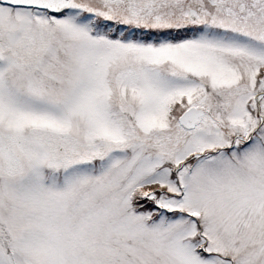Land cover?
<instances>
[{
    "label": "snow or ice",
    "instance_id": "obj_1",
    "mask_svg": "<svg viewBox=\"0 0 264 264\" xmlns=\"http://www.w3.org/2000/svg\"><path fill=\"white\" fill-rule=\"evenodd\" d=\"M0 264H264V0H0Z\"/></svg>",
    "mask_w": 264,
    "mask_h": 264
}]
</instances>
